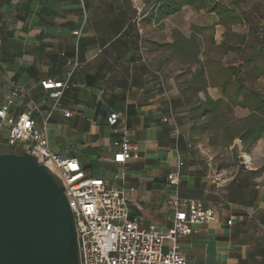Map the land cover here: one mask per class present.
<instances>
[{
    "label": "crops",
    "instance_id": "crops-1",
    "mask_svg": "<svg viewBox=\"0 0 264 264\" xmlns=\"http://www.w3.org/2000/svg\"><path fill=\"white\" fill-rule=\"evenodd\" d=\"M222 1L238 24L189 6L157 20L161 0H0V104L18 92L9 117L31 111L54 152L126 189L131 216L162 232L175 214L167 179L184 162L180 194L216 216L179 240L188 263L264 264V0ZM70 75L57 105L41 82ZM212 107L230 138L198 126ZM124 139L139 157L119 165Z\"/></svg>",
    "mask_w": 264,
    "mask_h": 264
},
{
    "label": "built area",
    "instance_id": "built-area-1",
    "mask_svg": "<svg viewBox=\"0 0 264 264\" xmlns=\"http://www.w3.org/2000/svg\"><path fill=\"white\" fill-rule=\"evenodd\" d=\"M70 84L71 75L63 80L41 82L57 105ZM18 96V92H10L0 104V132L7 128L8 146L37 156L64 187L76 220L81 264H189L179 240L192 234L193 225L209 224L216 216L215 210L203 201L180 194V169L184 162L167 179L175 190L169 201L175 214L171 228L162 232L154 224L145 225L142 217L131 216L126 189L118 187L112 179L89 175L77 159L54 152L31 111L9 117L10 107ZM70 114L65 111V116ZM120 119L121 115L113 113L109 123L115 126ZM114 145L118 148L113 156L116 164L125 165L131 158L139 157L127 139L115 141ZM242 163L251 168V157L243 154Z\"/></svg>",
    "mask_w": 264,
    "mask_h": 264
},
{
    "label": "water",
    "instance_id": "water-1",
    "mask_svg": "<svg viewBox=\"0 0 264 264\" xmlns=\"http://www.w3.org/2000/svg\"><path fill=\"white\" fill-rule=\"evenodd\" d=\"M0 264H81L65 189L32 153L0 154Z\"/></svg>",
    "mask_w": 264,
    "mask_h": 264
},
{
    "label": "trees",
    "instance_id": "trees-1",
    "mask_svg": "<svg viewBox=\"0 0 264 264\" xmlns=\"http://www.w3.org/2000/svg\"><path fill=\"white\" fill-rule=\"evenodd\" d=\"M189 6L192 8H195L197 10H205L207 12H214L220 17V23L225 24L226 26H229L231 24H238L239 22V15H237L236 11L232 9L227 3H225L222 0H161L160 4L157 5L155 9L156 16L155 18L157 20H164V18L175 15L179 13V11L185 7ZM233 71L237 70L235 68L232 69ZM240 81V79H239ZM214 100L208 99V102H213ZM216 111H219L217 108L212 107L209 110H203L205 113V116L210 115V121H201V123L198 125L201 129H203L205 132L207 130H212V128H217L220 125L225 127L224 130V136L225 138L227 136L233 135V132L230 130L231 127H229V115L226 114H217ZM221 127V126H220ZM252 130H248L247 134L252 133ZM228 138V139H229ZM244 137L241 138L242 141H244ZM245 142V141H244ZM11 152H14V150L10 148ZM9 152V151H7ZM3 150H0V154H3ZM6 153V152H5Z\"/></svg>",
    "mask_w": 264,
    "mask_h": 264
},
{
    "label": "rangeland",
    "instance_id": "rangeland-1",
    "mask_svg": "<svg viewBox=\"0 0 264 264\" xmlns=\"http://www.w3.org/2000/svg\"><path fill=\"white\" fill-rule=\"evenodd\" d=\"M172 24L173 25H175L176 24V22H175V20H172ZM173 33H175V32H173ZM0 150H3V152L5 153H7V151H9V152H11L10 151V147L8 146H6V147H0ZM11 150H12V148H11ZM247 155V154H246ZM249 156V155H248ZM251 157V168L254 166V164H255V160H254V157L253 156H250ZM261 168H264V162L262 161L261 162ZM94 175L96 176H102V174L100 173V171H98V170H96L95 169V171H94ZM167 244H168V241L166 242Z\"/></svg>",
    "mask_w": 264,
    "mask_h": 264
}]
</instances>
